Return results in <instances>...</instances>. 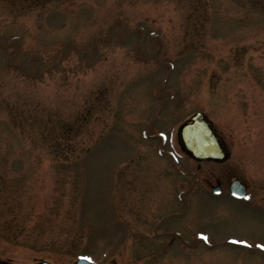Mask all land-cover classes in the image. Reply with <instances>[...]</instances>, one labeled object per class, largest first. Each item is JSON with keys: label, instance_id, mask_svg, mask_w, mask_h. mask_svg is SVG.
<instances>
[{"label": "rangeland", "instance_id": "obj_1", "mask_svg": "<svg viewBox=\"0 0 264 264\" xmlns=\"http://www.w3.org/2000/svg\"><path fill=\"white\" fill-rule=\"evenodd\" d=\"M247 13L245 0H0V43L21 39L18 63L40 56L33 78L36 62L11 67L17 45L0 46L1 263L76 264L89 255L98 264H264L257 249L196 239L205 232L212 244L230 238L264 248V90L245 73L249 61L264 71V28L247 24ZM116 17L125 36L137 27L145 33L121 42L117 24L113 40L95 48V36L107 37ZM248 27L253 49L243 50L252 57L243 52L232 65L240 43L226 30ZM151 32L166 46L155 41L147 59L136 58L134 46L141 41L139 53L148 52ZM67 40L93 53L90 67L73 47L60 56ZM236 68L244 81L233 83ZM163 77L176 101L161 112L173 121L160 119V129L204 111L232 153L224 163L203 164L185 220L160 230L182 228L194 248L150 239L156 222L183 212L159 142L142 136ZM185 168L196 170L197 162L188 158ZM218 173L246 179L252 204L209 193L205 183ZM192 181L185 176V190Z\"/></svg>", "mask_w": 264, "mask_h": 264}, {"label": "flooded vegetation", "instance_id": "obj_2", "mask_svg": "<svg viewBox=\"0 0 264 264\" xmlns=\"http://www.w3.org/2000/svg\"><path fill=\"white\" fill-rule=\"evenodd\" d=\"M246 5L248 8V13L246 15V19L249 23L250 26H256L259 25L262 28H264V0H245ZM12 3H28V4H41V3H46V0H10ZM250 11H252L250 13ZM253 14H256V17L253 16ZM249 26V27H250ZM246 28V29H237L235 28L233 31L231 30H226L232 33V37L234 38V41L236 43H240L239 45H236V48L234 50V53L232 54V65H239L240 61L243 57V52L248 54V57H252V54L249 55V50L253 49V30L251 28ZM237 32H248V34L244 37H239ZM158 37H155L157 39ZM261 42H264V39L261 40ZM153 43V41H152ZM151 43V44H152ZM142 46V42L140 44ZM252 46V47H251ZM147 47H150V44L147 43ZM152 47V45H151ZM247 47L249 50L244 51L243 48ZM251 47V48H250ZM247 50V49H246ZM247 65L245 66L246 70L248 73V80L250 81V85H254L257 87H260L264 90V71L259 68L258 66L253 65L251 61L249 63H246ZM241 73L238 68L232 72V76L230 78L231 82H236L238 80H241ZM246 79V78H245ZM241 81H244L242 79ZM248 82V81H247ZM162 88L160 93H156V96L158 98V105L157 108L158 111L162 112L165 107L169 106L173 101H176V94L172 93V95H169L166 93V91L170 90V88L165 87V83H162ZM160 85V86H161ZM159 88V87H158ZM157 88V89H158ZM219 89H217L218 91ZM149 107V106H148ZM163 115V114H162ZM161 115V116H162ZM157 118V116L150 118L145 126H144V133L148 131V134H145L147 137L150 136L151 130L154 129H159L161 127V124L159 123L160 119L166 120V118L161 117ZM173 120L167 121V124H170ZM222 140L226 142L224 136L219 132ZM159 142V147L161 145H164V150L162 152L161 159L165 160L164 162V168L166 169L167 167L174 172L175 175H173V187L175 189L176 193V202L179 204V207H183V212H170L166 216H164L161 220L156 222L153 225L152 229V237L150 239H157V238H162V237H169L170 241L169 244H174L175 242H180L184 243L186 239L185 232L182 230V228H174V229H169L165 231H160L161 228H164L168 226L169 224H175L173 221H178L181 222L185 220V176H191L193 178L192 181V191L189 195V208H192L193 206V199L191 197L193 192L194 194L202 187L200 180L203 177V164L205 163H197V168L196 170H187L185 168V161H187V157L185 158V153L182 152V150L179 147L177 138H173L171 135H167L165 140L157 139ZM234 146V142L232 144ZM229 147V145L227 146ZM168 148V149H167ZM230 148V147H229ZM162 164V162H161ZM231 174V173H230ZM225 175V174H224ZM234 179H241L245 184L250 187V184L247 183L246 179L239 177V176H232L229 177L228 179H225L224 176H221V173H218V177L213 181L210 178L207 180L208 182L205 183V186L208 190L209 187L213 186V182L215 184H219L221 186V192L218 195L220 196H226L230 198L231 200L238 201V202H246L249 198L246 197L244 199H237L231 196L230 193V185L231 182ZM172 200V199H171ZM164 201V200H163ZM153 203L156 205V199L153 200ZM191 206V207H190ZM197 208V207H196ZM155 215H153L154 217Z\"/></svg>", "mask_w": 264, "mask_h": 264}, {"label": "water", "instance_id": "obj_3", "mask_svg": "<svg viewBox=\"0 0 264 264\" xmlns=\"http://www.w3.org/2000/svg\"><path fill=\"white\" fill-rule=\"evenodd\" d=\"M120 18H116L112 25V30H114L116 24L120 22ZM142 28H137L131 32V35L137 31H142ZM121 40L123 39L122 32L119 34ZM101 37L95 38V43L98 44ZM106 42H110L112 40V35L108 38L104 39ZM11 43H18L20 46L19 39L15 38L11 41ZM72 42H67L65 46L70 45ZM3 47H6L3 45ZM138 46L135 47V54L137 55ZM89 59L91 58L90 53H87ZM147 54L145 57H148ZM32 58H35L33 56ZM9 64L16 65L13 63V57L9 59ZM87 65L90 66V60L87 61ZM171 67V64H169ZM26 67V65L22 66ZM36 69L34 68L31 72L33 77H37L38 75L35 73ZM178 138L179 144L182 149L191 157L195 158L198 161H224L229 157V152L226 150L225 146L221 142L217 132L215 131L212 123L208 119L205 113L197 112L184 124H182L178 130ZM233 189L237 195H244L245 189L243 185H235ZM188 247L197 246L198 244L192 245L189 242H185ZM3 264V263H0ZM41 264H50L47 261L42 262ZM78 264H87L85 261H80Z\"/></svg>", "mask_w": 264, "mask_h": 264}, {"label": "snow or ice", "instance_id": "obj_4", "mask_svg": "<svg viewBox=\"0 0 264 264\" xmlns=\"http://www.w3.org/2000/svg\"><path fill=\"white\" fill-rule=\"evenodd\" d=\"M203 239H207V237H202ZM262 247H264V245H262Z\"/></svg>", "mask_w": 264, "mask_h": 264}]
</instances>
